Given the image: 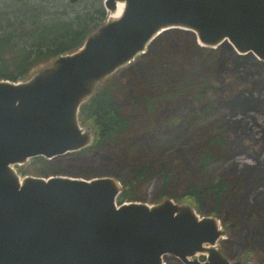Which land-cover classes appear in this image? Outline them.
I'll return each instance as SVG.
<instances>
[{
	"label": "water",
	"instance_id": "obj_1",
	"mask_svg": "<svg viewBox=\"0 0 264 264\" xmlns=\"http://www.w3.org/2000/svg\"><path fill=\"white\" fill-rule=\"evenodd\" d=\"M76 0H70L71 3ZM116 0H104L107 10ZM124 8L75 52L24 81L0 79V264H229L214 246L216 217L165 199L117 203L122 183L110 176L21 179L13 165L52 159L88 146L79 107L96 85L143 53L163 30L194 34L197 44H229L264 62V0H121Z\"/></svg>",
	"mask_w": 264,
	"mask_h": 264
},
{
	"label": "rangeland",
	"instance_id": "obj_2",
	"mask_svg": "<svg viewBox=\"0 0 264 264\" xmlns=\"http://www.w3.org/2000/svg\"><path fill=\"white\" fill-rule=\"evenodd\" d=\"M84 1L88 4L95 3L94 6L100 3L107 13L105 21L110 19L104 0ZM84 1L76 0L73 3L82 9ZM163 32L166 34L159 37L157 35L143 53L119 66L95 88H99L107 80L115 87L117 101L131 119L129 138L136 141L133 155H168L173 153L172 147L176 150L171 157L175 177L168 183L166 194L161 192V175L156 174L135 186L132 202L155 205L171 199L179 205L191 206L198 217H216L223 234L214 246L206 244L205 247L215 248L229 264H264V102L258 103L254 100V104H245L239 101L248 96L264 100V66L250 59L248 62H239L235 55L225 50H220L217 56L211 55L216 48L197 44L196 39L187 31L167 29ZM144 53L147 54L142 56ZM157 59L163 61L168 70H186L187 77L184 76L182 80L173 78L168 85L158 83L160 69H156L154 65ZM53 63L54 60L36 68L31 76ZM207 63H212L213 69ZM203 79L212 87L207 94L219 108L214 115L192 124L185 137L204 134L209 121L215 118L222 117L226 123L224 122L221 131L224 133L223 145L216 143L213 146L217 159L199 170L197 151L191 155L178 142L170 146L163 140L159 141L154 131L161 130V133L168 134L170 124L185 118V105L193 101L196 103L194 93L196 87L200 86L199 80ZM235 89L236 93L230 95ZM146 94L156 97V104L148 108L149 111L135 106V101H139L136 97ZM80 125L90 133L93 142L95 132L92 126L89 123ZM120 149L123 154L124 148L121 146ZM122 159L113 151L104 149L88 154H65L54 158L53 162L61 166L64 173L62 176L75 177L78 172L99 169L103 164L121 162ZM28 162L29 160L12 166L21 179L34 176L31 173H22ZM47 176H53V173L36 177ZM202 176L206 179L223 176L230 184L228 192L220 202V217L211 212L215 207L211 195L205 197L200 208L187 198L176 200L172 196L181 195L189 184ZM207 255L208 251L197 252L192 258L205 260ZM163 264L184 263L177 257L166 254Z\"/></svg>",
	"mask_w": 264,
	"mask_h": 264
},
{
	"label": "trees",
	"instance_id": "obj_3",
	"mask_svg": "<svg viewBox=\"0 0 264 264\" xmlns=\"http://www.w3.org/2000/svg\"><path fill=\"white\" fill-rule=\"evenodd\" d=\"M82 1L84 0H78V2ZM84 3L85 5L80 9L76 3H71L70 0H0V79L14 82L27 80L36 68L52 62L60 55L78 50L85 39L104 23L107 17V13L100 3L95 6V3L88 4L85 1ZM173 30L177 31L178 29ZM187 33L195 38L193 33L189 31ZM165 34V32H161L157 37ZM220 50L232 53L239 62H248L250 59L256 64L264 66V62L252 54H238L227 43L217 46L211 55L217 56L220 54ZM146 54L144 53L142 56ZM207 64L213 69L212 63ZM154 65L156 69H160L158 83L168 85L173 78L182 80L184 76L187 77L186 70L172 71L171 68L168 70L163 61L160 62L158 59L155 60ZM164 69L169 71L170 75H167L168 72ZM199 81L200 86L196 87L194 93L196 103L193 101L185 105L187 113L185 118L178 123L170 124L168 134L161 133V130L154 131V133L159 141L163 140L170 146L178 142L177 144L188 154L192 155L197 151V163L201 170L217 159L213 152V146L216 143H221V145L224 143V133L221 131L225 119L215 118L213 119L214 123L209 121L207 132L204 134L185 137V133L192 124L199 119L214 115L219 108L214 99H211L207 94L209 90H212V87L204 79ZM114 91L116 89L112 82L104 81L87 101L80 105L79 122L80 124L89 123L95 132V138L90 145L70 153L88 154L108 149L123 159L121 162L103 164L99 169L78 172L75 177L90 179L110 176L118 179L123 186V190L117 197V203L120 204L134 199L135 186L139 182H145L158 174L161 175V192L165 195L168 183L175 177V170L171 166V157L176 150L172 147L173 153L168 155L161 153H155L152 156L139 153L133 155V145L136 144V141L129 138L131 119L123 112ZM235 93L236 89L230 95ZM136 100H139L135 101V106L138 109L148 110L156 104V97L153 94L136 97ZM254 100L258 103L264 102L262 99L249 96L239 101L245 104H254L256 103ZM121 146L124 148L123 154L120 153ZM54 158L47 159L43 156L31 158L22 173H31L34 176H46L48 173H53V176L64 174L61 166H57L53 162ZM229 188L230 184L223 176L219 178L207 177V179L202 176L196 179L193 184H189L181 195L172 196L176 200L187 198L200 208L205 197L211 195L215 202V207L211 212L220 217V202Z\"/></svg>",
	"mask_w": 264,
	"mask_h": 264
},
{
	"label": "bare ground",
	"instance_id": "obj_4",
	"mask_svg": "<svg viewBox=\"0 0 264 264\" xmlns=\"http://www.w3.org/2000/svg\"><path fill=\"white\" fill-rule=\"evenodd\" d=\"M123 8H124V1L116 0L115 1V8L113 10H108L109 18L110 19H117L121 15ZM208 249H209L208 247H205V250L202 251V253H206L208 251Z\"/></svg>",
	"mask_w": 264,
	"mask_h": 264
}]
</instances>
